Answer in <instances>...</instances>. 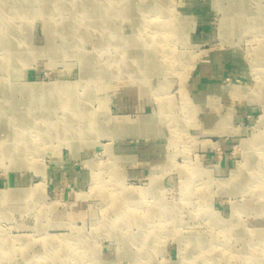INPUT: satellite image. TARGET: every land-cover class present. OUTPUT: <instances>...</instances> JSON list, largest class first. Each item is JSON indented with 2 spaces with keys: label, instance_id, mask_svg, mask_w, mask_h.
I'll return each instance as SVG.
<instances>
[{
  "label": "rangeland",
  "instance_id": "374dc122",
  "mask_svg": "<svg viewBox=\"0 0 264 264\" xmlns=\"http://www.w3.org/2000/svg\"><path fill=\"white\" fill-rule=\"evenodd\" d=\"M257 6L264 0H0V194L10 196L0 201V264H59L58 255L66 264H264ZM167 18L175 37L161 34ZM161 44L173 64L154 56ZM221 65L227 78L211 74ZM50 82L63 88L32 86ZM207 85L226 88L228 104L211 99L219 116L230 106L214 137L202 119ZM140 117L147 124L126 135ZM63 121L68 133L53 127ZM145 162L146 175L132 176Z\"/></svg>",
  "mask_w": 264,
  "mask_h": 264
},
{
  "label": "bare ground",
  "instance_id": "6f19581e",
  "mask_svg": "<svg viewBox=\"0 0 264 264\" xmlns=\"http://www.w3.org/2000/svg\"><path fill=\"white\" fill-rule=\"evenodd\" d=\"M220 1L221 0H214V3L216 4V7H218V4L220 3ZM260 1H262V0H257V3H260ZM3 3V2H2ZM245 3V2H244ZM163 4V3H162ZM166 5V4H165ZM239 5V6H238ZM237 6H235L233 9H242V7H243V5H242V3H239ZM258 7V6H257ZM259 9L257 10L258 12H257V16H259V17H261V19H257V20H261L262 21V23L264 24V19H263V17H264V7H262V9H261V7H258ZM232 13H233V15H237L238 13L234 10V11H232ZM42 14V13H41ZM24 20V19H23ZM172 19L170 18V19H163L162 21H161V29H162V32H161V34L163 35V34H165V31H167L168 29V27H170V26H172L171 27V29L173 28V26H174V28L172 29V32H175V31H177L178 30V28H177V25H174L172 22ZM255 21V20H254ZM162 26H164L165 27V29H164V27H162ZM260 27V26H259ZM113 29V28H112ZM259 30H262V29H259ZM172 32H166V34H170L169 36H171V37H175L176 35L175 34H172ZM261 45H262V43H261ZM166 47H169V48H171V46L170 45H164V46H162V44L161 45H158V46H155V48H156V50H157V52H155L154 53V56L155 57H157L158 58V60L160 61V62H162L164 65H166V63H170V64H173L174 63V61H176L177 59H175L172 55H173V53H171L170 51H169V49H167ZM48 54V53H47ZM144 55H145V58H148L147 57V53L145 54L144 53ZM259 55H261L260 53H259ZM175 56V55H174ZM158 69H160V68H157L156 70H158ZM83 70V69H82ZM15 72V71H14ZM85 74V73H84ZM124 81V80H123ZM59 84L57 83V82H50V83H45V84H34V85H32V86H36V89L37 90H39L40 92H49V94L50 95H54L56 92L55 91H52V90H57V89H59V87H61V88H63V86H58ZM70 86V85H69ZM68 87V86H67ZM51 90V91H50ZM51 92V93H50ZM55 92V93H54ZM58 95V94H57ZM232 95H237V92L235 91V90H233L232 91ZM62 109H67V111L73 116V111H72V109L71 108H66V107H62ZM55 110H57V109H55ZM85 115L86 114H84V112H82V113H80L79 114V116L77 117L78 119H79V121H80V123L78 124V126H82L83 127V125H82V120H84V127L87 125L86 124V121H85ZM106 116H107V114H106ZM110 116V115H109ZM101 118H103V117H101ZM108 118V117H107ZM149 117H147V118H143V117H140L134 124L136 125V126H144V125H146L147 124V122H148V119ZM108 120V123H113V124H119V125H126V124H133V122L132 121H130V119H128V118H112V119H110V118H108L107 119ZM106 120V121H107ZM104 121V120H103ZM100 123V122H99ZM62 123H57V122H55L54 123V125H53V127H55L56 129H58L59 130V128L61 127L62 129H63V132L64 133H68L69 132V130L71 129H73V125L71 126V127H69L70 129L68 130V125H64V121H63V125H61ZM98 124V123H97ZM91 125H93V119H91V122H90V126ZM96 126V125H95ZM99 126V125H98ZM103 126V125H102ZM83 127V128H84ZM109 128V127H108ZM97 129H99L98 127H97ZM129 130V129H128ZM101 134H106V130L105 129H103V128H101ZM100 132H99V134H100ZM84 133V129L83 130H81L80 131V133L79 134H83ZM113 133V132H112ZM32 134H34V132L32 133ZM30 135V134H29ZM109 135H112V134H109ZM56 136H58V132H56ZM137 136V135H136ZM250 136H252L251 137V144H253V141L255 140V138H256V134H254V133H250ZM32 137V136H31ZM250 144V145H251ZM109 147L110 146H105V150L107 151V153H111V151H110V149H109ZM255 157V156H254ZM151 181L153 182L154 181V178H152L151 179ZM38 189V188H37ZM133 191H132V190ZM129 188V190L127 191V192H129L130 194H132V195H136L137 194V192L139 191V189H137V188ZM141 191H142V194L144 195V192L146 191V190H142L141 189ZM35 192V191H34ZM33 192V193H34ZM32 193V194H33ZM9 198H10V196H8V194H5V193H1L0 194V201H9ZM264 199V198H263ZM120 203V202H119ZM120 207H121V205H120ZM119 207V208H120ZM52 243V244H51ZM47 244H49V245H51V246H53V245H58V246H64L65 244H66V241H65V238L64 239H62V240H51V241H47ZM57 258H58V260L56 261H54L53 260V262L54 263H59V264H66L67 263V261H66V259H60V258H62L61 257V255H58L57 256ZM182 259V258H181ZM180 262H182V260H180Z\"/></svg>",
  "mask_w": 264,
  "mask_h": 264
},
{
  "label": "crops",
  "instance_id": "0c3cea01",
  "mask_svg": "<svg viewBox=\"0 0 264 264\" xmlns=\"http://www.w3.org/2000/svg\"><path fill=\"white\" fill-rule=\"evenodd\" d=\"M228 70L229 69L227 68L226 65H224V66L221 65V66H218L215 69H213L211 74L214 75L216 78H224V77L227 78L230 75ZM204 77H205V75H204ZM215 87L216 86H213V85H211L210 87L207 85L208 95L209 96L204 99L205 103H203L204 106H205V109H203V112H205V114H203L204 117L202 119H206V120H204V122H205L204 128L207 130L206 131V135L209 136V137H214V135H216L219 132V130H218L219 127H221V129H222L223 126H220L221 125L220 123L223 122L222 121L223 117L224 118L228 117L227 113H228V110H229V107H230L229 105H226V110H224L226 115L224 114V115H220L219 116V114L217 113L218 109L214 110V106L213 105L217 103L216 102V100H217L216 98L217 97L215 96V99H213L215 101V102L213 101L214 103L211 101V99L214 97V95L216 93L220 97L224 96V99H225L227 104L229 102L228 99L226 98L225 94H224V92H225L224 89H226V88L217 87V89H220V91L218 92V91L215 90ZM226 119H228V118H226ZM227 122H228V120H226V126H227ZM133 128L134 129L131 128L129 130V132H126L127 133L126 135H129L130 137L136 136V134H138L137 131H138L139 127L134 125ZM147 148H149V147H147ZM150 153L151 152L148 151V150L145 151V153H143V154H145L146 159H148L150 157ZM140 154L142 155V153H139V154L134 153V152L129 153V160L136 159V158L137 159H141ZM122 155H121V157H122ZM125 155L126 154L123 155L124 156L123 159L124 158L128 159V157L125 156ZM146 162L144 164H142V166L146 165L145 167H140L141 168L140 171L133 172V173H131V175L132 176H144V175H146L147 166H151L149 163H146Z\"/></svg>",
  "mask_w": 264,
  "mask_h": 264
}]
</instances>
